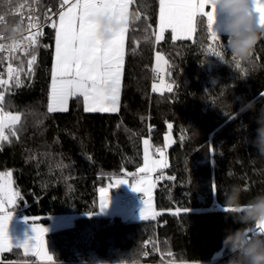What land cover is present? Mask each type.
Masks as SVG:
<instances>
[{"label": "trees", "instance_id": "1", "mask_svg": "<svg viewBox=\"0 0 264 264\" xmlns=\"http://www.w3.org/2000/svg\"><path fill=\"white\" fill-rule=\"evenodd\" d=\"M22 2L30 1L7 0L0 7V28L20 21ZM61 2L39 0V18L57 12ZM205 21L196 19L193 40L173 41L168 31L157 42L159 0H132L116 113L86 112L81 97L70 99L66 112H48L52 27L43 29L35 49L14 56L17 67L2 113L21 119L3 131L0 173L12 174L20 196L8 212L16 220L31 218L29 223L44 225L52 216H76L72 227L46 235L50 264H229L235 254L223 246L227 231H256L254 224H240L235 212L224 209L233 185L242 205L264 194V156L251 143L264 108V40L256 45L252 63L236 69L225 34L217 48L223 60L208 51ZM33 52L37 59L30 71ZM157 53L167 62L171 93L152 91ZM4 64L0 52V69ZM247 101H255L256 111H240ZM168 130L175 143L167 152V168L154 175L156 220L98 216L99 188L115 177L134 175L143 165L144 139L154 157ZM0 262L39 263L20 248L2 253Z\"/></svg>", "mask_w": 264, "mask_h": 264}, {"label": "snow or ice", "instance_id": "2", "mask_svg": "<svg viewBox=\"0 0 264 264\" xmlns=\"http://www.w3.org/2000/svg\"><path fill=\"white\" fill-rule=\"evenodd\" d=\"M132 0H62L61 8L68 5L65 11L59 13L58 23L52 20L50 27L55 30V52L54 63L51 69V93L48 104V112L67 111L69 97L82 96L84 101V111L86 112H116L121 90L122 67L125 53V25L128 20L129 5ZM253 11L256 16V27L264 31V0H252ZM215 8L212 0H159V31L155 34L157 42L164 39L166 29H171V39L189 40L192 39L196 31L194 19L196 17L206 18V28L208 34V51L215 57L223 60V54L217 50L222 39L218 35V30L213 27L215 23ZM101 16H112L124 23L113 38L103 41L98 36L99 24L97 18ZM139 19V16L136 17ZM51 19V17H46ZM29 27H38L29 23ZM2 39V38H0ZM29 47L35 49L39 41L29 38ZM264 40V39H261ZM5 45L0 43V51L4 50ZM235 68L241 69V62L235 57ZM37 57L33 52L28 61V68L31 71L33 63ZM163 57L157 53V61ZM165 63H167L165 61ZM243 71V70H242ZM12 68L9 67L11 74ZM7 83V81H0ZM20 85L19 77L16 80ZM152 91H157L155 83L152 84ZM171 93L173 88L167 87ZM264 95V94H262ZM4 101L3 93H0V104ZM19 114H2L0 109V140L7 139L3 134L4 121L8 120L12 125L20 121ZM172 128V125H168ZM15 135V132L13 133ZM149 141L144 140L145 167L139 169L141 173L151 172L154 168L164 165L166 162L149 161ZM151 165V166H149ZM11 173H0V252L9 250L12 247H23L25 251L33 245H37L34 255H43L47 260L52 261L53 256L40 245L38 241L41 235H46L48 229L33 224L35 236L30 238L34 243L25 240L22 243L13 244L9 237V222L13 218V213L5 214V201L11 207L16 206L20 194L11 190L5 183V176L11 177ZM142 187H137L136 183L122 178H114L108 188L100 189L99 208L103 211L110 203L109 190L119 187L122 184H129L134 192L145 193L151 190V183L146 177L138 181ZM217 186L213 184V191ZM144 207L141 210V219L154 218L156 215L152 211L150 203L143 201ZM226 212H235L237 209L228 207ZM94 213H89L92 215ZM26 221L30 218H25ZM34 219V218H33ZM256 231L249 229V234L255 236L264 233V226L255 225Z\"/></svg>", "mask_w": 264, "mask_h": 264}, {"label": "clouds", "instance_id": "3", "mask_svg": "<svg viewBox=\"0 0 264 264\" xmlns=\"http://www.w3.org/2000/svg\"><path fill=\"white\" fill-rule=\"evenodd\" d=\"M6 5L7 0H0V7ZM212 6L215 8V29L219 14H223V22L217 30L218 35L223 32L227 36V49L241 63L251 64L256 45L264 39V31L256 27L252 0H212ZM97 23L99 38L108 41L124 27L125 22L112 16H101L97 18ZM24 31L22 21H16L0 28V36L15 43L23 39ZM240 111H256L255 101H247ZM256 123V137L251 143L264 156V108L259 110ZM239 192V188L233 185L230 193H226V205L237 209L233 218L243 225L264 226V194H258L242 205L239 203ZM222 243L235 254L229 264H264V233L252 236L249 229L228 230Z\"/></svg>", "mask_w": 264, "mask_h": 264}, {"label": "rangeland", "instance_id": "4", "mask_svg": "<svg viewBox=\"0 0 264 264\" xmlns=\"http://www.w3.org/2000/svg\"><path fill=\"white\" fill-rule=\"evenodd\" d=\"M72 2L74 3L75 0H72ZM130 5H131V3H130ZM130 5H129V11H128V20H127V23L125 25V27L127 29V31H126L127 33H128V24H129ZM67 7H68V5H65L63 7L64 8L63 11H65L67 9ZM58 19H59V14H58V17L55 19V21H57V23H58ZM194 37H195V32L193 33L191 40H193ZM164 38H165V36H164ZM160 56H162V55L160 54ZM165 61L166 60L163 57V59L158 62L157 61V55H156L155 73H156L157 78L154 81V83L157 86V91H155V92L158 94H164L165 92H167V90H166L167 63H165ZM53 63H54V59H53ZM122 77H123V71H122L121 80H122ZM50 93H51V90H50ZM49 102H50V96H49ZM68 109H69V101L67 103V111H68ZM6 110H7V108H6ZM56 112H66V111H56ZM91 113H112V112H91ZM7 114H9V113L6 112V114H4V115H7ZM10 124L11 123L8 120H5L3 131ZM147 140L149 141V139H147ZM174 143H175V140H174L173 133L170 130H168L164 135V140L162 143L163 145L154 152L155 155L153 157V151H152V147H151V144L149 141V152H148L149 161H161V160H163L166 163L164 165H161V166L154 168V170L151 172L141 173V172L137 171L134 175L119 176V177H115V178H122V179L129 180L130 182L136 183L137 187H142L144 185H141L140 183H138V181H140L142 178L146 177L147 181L151 183V190L148 192H145V193L134 192L129 184H122L119 187H113L109 190L110 203L108 204V206L103 211H101L99 208L98 216L118 217V218L122 219L124 222H133V223L155 221L156 216H157V211H156V207H155V198H154V189H155V176L154 175L156 174V176L159 177L160 173L167 168V166H168L167 152L174 145ZM144 157H145V153H144V141H143V165L139 169L145 167ZM149 166H151V165H149ZM110 182H108L107 185L101 186L99 188V193H98L99 194V200H100V189L101 188H108V185ZM5 183L10 186L11 190L16 192V189L14 187V183H13V180L11 179V177L9 178V177L5 176ZM124 195H140V196H142V198L140 201L134 203L133 209L131 211H128L121 204V201H120L121 197ZM143 201H147L148 203H150L152 211L156 213L154 218L150 217V218L144 219V220L141 219L140 214H141L142 208L144 207ZM9 208H11V206L7 205V202L5 201V214L9 213L8 212ZM75 218H76V216H74V215H72V216H52V217H49L50 221H49V224H47V225L40 224V223H25L23 225L20 223L18 225L11 224V225H9V228H8L9 237H10L13 244L22 243L25 240H29L30 242L34 243V240L30 239V238L35 236V233L33 231V224H35L36 227H38V228L40 226L47 228L48 229L47 233H48V232L54 231L58 228L60 229V228L72 227L74 224ZM37 243H38V245H40L41 247L46 249L45 235H41L40 240ZM158 245H159V248L162 249L163 244L161 242H159ZM35 247H36V251H37V245H33L31 247V249H33ZM37 258H38L39 262H45L46 261V258L43 255H38ZM170 263L171 264H184V263H176V262H170ZM0 264H3V263L0 262ZM5 264H13V263H5ZM38 264H42V263H38ZM43 264H50V263L47 262V263H43Z\"/></svg>", "mask_w": 264, "mask_h": 264}, {"label": "built area", "instance_id": "5", "mask_svg": "<svg viewBox=\"0 0 264 264\" xmlns=\"http://www.w3.org/2000/svg\"><path fill=\"white\" fill-rule=\"evenodd\" d=\"M39 0H34L33 3H25L22 2L19 4L17 9V15L20 18V21L23 23V27L25 29L23 34V39L13 43L12 41H8L4 39L3 36H0V43L5 45L4 50L0 51L5 57V64L0 69V81H7V83H0V93H3L4 99L10 85L13 73L16 70V65L13 62V58L16 54L25 55L30 45V37L35 38L39 41L43 29L46 27H50L52 20H55L58 17L60 11H63L64 8L59 9L57 12L51 14L48 17L51 19H40L38 15V7L37 3ZM29 23L33 25H37L38 27H29ZM9 67L12 68L11 74L9 73ZM169 85L167 84V87ZM4 101L0 104V109L3 110ZM164 178H167V175L164 174ZM142 196L140 195H124L121 197V204L128 210L131 211L133 209L134 203L140 201Z\"/></svg>", "mask_w": 264, "mask_h": 264}, {"label": "crops", "instance_id": "6", "mask_svg": "<svg viewBox=\"0 0 264 264\" xmlns=\"http://www.w3.org/2000/svg\"><path fill=\"white\" fill-rule=\"evenodd\" d=\"M199 17V16H198ZM198 17H196L195 19H194V26L196 25V19L198 18ZM223 19H224V17H223V14L221 13V14H219V16H218V23H217V25L215 26L217 29H219V26H220V24L223 22ZM158 31H159V24H158V29H157V33H158ZM168 31H170L171 32V29H166L165 30V33H164V36L166 35V33L168 32ZM224 33L223 32H219V36L220 35H223ZM171 35H172V33H171ZM183 40V39H182ZM126 44H127V32L125 33V48H124V53H126ZM54 52H55V44H54ZM54 59V58H53ZM124 64H125V58H124V63H123V67H122V71H123V69H124ZM53 66V65H52ZM122 79H123V77H122ZM121 91H122V80H121V90H120V98H119V102H118V111H119V108H120V99H121ZM74 97H81L82 99H83V97L82 96H73V97H70L69 98V102H70V99H72V98H74ZM118 111H116V112H118ZM116 112H112V113H116ZM123 197V196H122ZM30 220H32V219H29V220H27L26 221V219H21V220H17L16 221V218L14 217V215H13V218H12V220L9 222V225H11V224H13V225H18L19 223L20 224H25V223H29L28 221H30ZM16 221V222H15ZM48 233H50V232H48ZM47 233V234H48ZM46 234V235H47ZM46 235H45V240H46ZM46 246V245H45ZM15 248H20V249H22V251H23V253L25 254V255H27V256H34V257H36V259H37V261H38V255H34V253L36 252V247L35 248H33V249H31V248H29L27 251H25V249L23 248V247H12V248H10L9 250H6V251H4V252H0V257H1V255H2V253H6V252H9V251H11L12 249H15ZM46 250H47V246H46ZM48 252V251H47ZM39 262V261H38ZM50 263V261L49 260H47L46 259V261L45 262H39V263Z\"/></svg>", "mask_w": 264, "mask_h": 264}, {"label": "bare ground", "instance_id": "7", "mask_svg": "<svg viewBox=\"0 0 264 264\" xmlns=\"http://www.w3.org/2000/svg\"><path fill=\"white\" fill-rule=\"evenodd\" d=\"M28 1L31 2V0H28ZM30 2H28V3H30ZM31 3H32V2H31ZM14 10H15V12H16V9H14ZM15 12H14V13H15ZM1 21H2V20H1ZM1 21H0V22H1ZM2 23H3V21H2ZM15 71H16V70H15ZM4 103H5V100H4ZM3 109H4V108H3Z\"/></svg>", "mask_w": 264, "mask_h": 264}]
</instances>
